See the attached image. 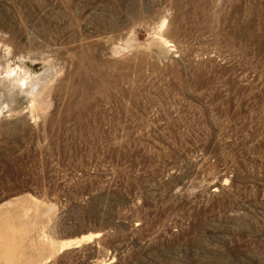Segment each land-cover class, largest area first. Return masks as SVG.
Wrapping results in <instances>:
<instances>
[{
	"label": "rangeland",
	"instance_id": "374dc122",
	"mask_svg": "<svg viewBox=\"0 0 264 264\" xmlns=\"http://www.w3.org/2000/svg\"><path fill=\"white\" fill-rule=\"evenodd\" d=\"M0 98V264H264V0H0Z\"/></svg>",
	"mask_w": 264,
	"mask_h": 264
},
{
	"label": "bare ground",
	"instance_id": "6f19581e",
	"mask_svg": "<svg viewBox=\"0 0 264 264\" xmlns=\"http://www.w3.org/2000/svg\"><path fill=\"white\" fill-rule=\"evenodd\" d=\"M40 85H41L40 83L36 84V82L33 83L32 80L30 81L29 79L28 80L26 79L25 82H23L22 85L20 86V88H21L20 91L23 93L24 100L26 102L30 101V108H32L34 106V103H37V104H45L46 103L45 101H41V99H40L43 96L42 95L43 92L45 91L44 89H39ZM90 89H92V88L90 87ZM1 106H2V100L0 98V108H1ZM72 243L73 242H64V243L62 242L59 250L61 251L65 248L72 246L73 245ZM80 243H81V240H77L74 242L75 245H79Z\"/></svg>",
	"mask_w": 264,
	"mask_h": 264
}]
</instances>
